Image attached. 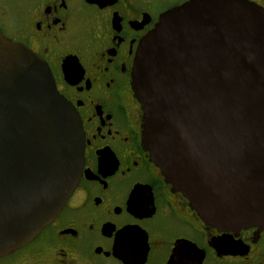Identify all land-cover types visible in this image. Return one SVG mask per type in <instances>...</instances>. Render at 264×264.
Instances as JSON below:
<instances>
[{
	"label": "water",
	"instance_id": "obj_1",
	"mask_svg": "<svg viewBox=\"0 0 264 264\" xmlns=\"http://www.w3.org/2000/svg\"><path fill=\"white\" fill-rule=\"evenodd\" d=\"M143 144L208 225L264 227V9L190 0L141 41ZM82 123L46 61L0 31V257L32 241L79 182Z\"/></svg>",
	"mask_w": 264,
	"mask_h": 264
},
{
	"label": "flooded vegetation",
	"instance_id": "obj_2",
	"mask_svg": "<svg viewBox=\"0 0 264 264\" xmlns=\"http://www.w3.org/2000/svg\"><path fill=\"white\" fill-rule=\"evenodd\" d=\"M188 1L0 0L1 33L46 61L84 141L62 210L0 264H264V227L206 224L143 144L136 54L161 15Z\"/></svg>",
	"mask_w": 264,
	"mask_h": 264
}]
</instances>
